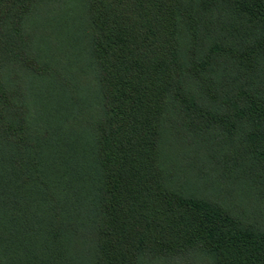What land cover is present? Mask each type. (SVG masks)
<instances>
[{"label": "trees", "instance_id": "1", "mask_svg": "<svg viewBox=\"0 0 264 264\" xmlns=\"http://www.w3.org/2000/svg\"><path fill=\"white\" fill-rule=\"evenodd\" d=\"M0 264H264V0H0Z\"/></svg>", "mask_w": 264, "mask_h": 264}]
</instances>
